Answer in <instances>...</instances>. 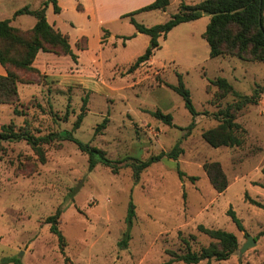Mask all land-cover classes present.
<instances>
[{
    "label": "rangeland",
    "instance_id": "obj_1",
    "mask_svg": "<svg viewBox=\"0 0 264 264\" xmlns=\"http://www.w3.org/2000/svg\"><path fill=\"white\" fill-rule=\"evenodd\" d=\"M46 1H6L0 20L11 17L6 20L14 27L31 29L36 18L14 17L13 11L37 10ZM57 1L61 12L56 14L50 4L47 18L69 37L77 61L40 52L34 64L39 74L17 70L18 103L0 104V130L13 124L36 136H59L44 146V161L25 141L0 149V264H164L171 260L169 252H199L213 242L199 230L201 225L234 234L239 248L226 261L199 264H264V95L237 115L246 130L243 146L213 148L203 138L218 126L216 114L236 101L232 94L220 97L212 82L226 78L236 92L252 96L258 86L264 88V62L229 54L211 58L202 38L211 17L204 15L161 38L151 61L129 72L151 43L130 18L114 15L115 6L127 0ZM180 4L172 0L166 11L134 18L146 27L164 24ZM87 40L88 49L82 50ZM178 75L199 113L195 118L170 87L178 86ZM158 111L172 115L173 125L157 119ZM193 122L189 134L186 128ZM70 134L114 161H146L176 145L183 154L177 161L153 164L137 182L127 165L131 160L121 163L119 171L103 164L90 171L88 155L67 139ZM212 162L220 163L227 176L223 193L213 188L204 170ZM178 170L186 175L183 181ZM131 202L136 216L130 225ZM59 209L64 248L47 223ZM230 209L244 231L232 221ZM126 234L131 238L124 248L120 243ZM249 237L256 245L241 253Z\"/></svg>",
    "mask_w": 264,
    "mask_h": 264
},
{
    "label": "trees",
    "instance_id": "obj_2",
    "mask_svg": "<svg viewBox=\"0 0 264 264\" xmlns=\"http://www.w3.org/2000/svg\"><path fill=\"white\" fill-rule=\"evenodd\" d=\"M50 4H53L56 14L61 12L57 0H47L40 9L31 10L29 7H24L15 13L14 17L19 15L34 16L36 24L33 29L22 30L13 27L10 20L0 21V64L6 70V75H0V104L15 105L18 103V84L21 80L17 70L39 74L40 71L34 67V63L40 52L72 56L73 60L77 61V56L71 49L69 37L52 26L47 19L46 12ZM169 5L170 0H155L148 6L122 16V18H130V22L136 30L150 37L151 43L146 52L137 58L134 65L129 69V72L137 70L141 65L151 60L155 51L160 48L159 40L161 38L166 40L168 34L179 25L197 21L204 15L211 17L206 32L203 34V38L209 44L211 58H218L229 54L247 61L264 62V0L262 6L261 0H202L192 4L181 2L178 12L172 15L166 23L152 27L139 24L134 18L136 14L143 12L166 11ZM260 14H262L263 30L259 22ZM77 46H80V44L77 43ZM83 46L85 47L82 50L88 49V40L87 44ZM178 77V86L170 87L182 97L186 109L195 118L199 113L193 105L191 93L183 83L182 75H178ZM212 85L218 88L220 97L232 94L236 98V101L216 114V119L219 122L218 126L204 132L203 138L213 148L241 147L245 142L246 130L236 122L237 115L249 105H258L264 95V88L258 86L252 96H247L236 92L226 78H218L212 82ZM87 102L88 98H85L83 111ZM15 113L19 114L20 112L15 109ZM154 115L165 124L173 125L172 115L163 114L160 111ZM83 119L84 112L78 117L74 130L80 127ZM194 127L195 122L186 128L189 134ZM58 138L59 136L56 134L36 136L26 129L17 130L13 124L4 125L0 130V149L4 143L25 141L31 146L36 155L44 161V146L55 142ZM67 139L74 142L80 151L88 155L90 171L98 164H103L114 171H119L121 163L131 160L132 162L127 165L133 168L134 177L137 182L140 180L142 172L153 164L160 163L165 158L177 161L183 154V149L179 145H176L171 151L153 155L146 161L132 158L114 161L109 159L104 151L81 142L72 134ZM204 170L211 185L217 192L223 193L227 190L229 186L228 179L220 163H207L204 166ZM178 173L180 179L183 181L186 175L180 170H178ZM189 179L191 181L197 180L195 177H190ZM250 201L254 205L261 206L255 200ZM61 214L62 211L59 209L55 215L47 219V223L51 225V232L58 236L60 245L64 248L65 239L59 229ZM228 214L237 228L240 231H244V226L233 209H230ZM135 216V206L131 202L127 217V222L130 225ZM199 230L213 240L208 247L202 248L199 252H193L188 249L182 255L176 252H169L171 260L164 264H173L180 261L185 264H199L203 261L210 263L212 260L226 261L239 248L238 239L232 233L208 229L202 225L199 226ZM130 238L131 236L126 234L120 246L126 248ZM16 264L21 263L16 262Z\"/></svg>",
    "mask_w": 264,
    "mask_h": 264
},
{
    "label": "crops",
    "instance_id": "obj_3",
    "mask_svg": "<svg viewBox=\"0 0 264 264\" xmlns=\"http://www.w3.org/2000/svg\"><path fill=\"white\" fill-rule=\"evenodd\" d=\"M6 1H10V0H0V11L5 7V4H6ZM155 0H127L124 4H122V6H120L119 8L117 7V6H115V9H114V15L116 16V18H119V19H121L122 18V16H124L125 14H128V13H131V11L132 12H134V11H136V10H139V9H141V8H143V7H145V6H148V5H150V4H152L153 2H154ZM172 0H170V2H171ZM180 1V3L181 2H185V3H188V4H192L193 2L194 3H198V2H200V1H194V0H179ZM202 1V0H201ZM110 3H111V1H110ZM15 12L16 11H13V15L15 14ZM12 15V16H13ZM11 18V17H10ZM10 18H6V19H10ZM6 19H3V20H6ZM12 19H13V17H12ZM48 19V18H47ZM202 19H204V18H201L200 20H202ZM14 20V19H13ZM210 20H211V18H210ZM210 20H207L208 22H207V26L209 25V23H210ZM0 21H2V20H0ZM198 21V20H197ZM194 22H196V21H192V22H188V23H183V24H181V25H179L178 27H176V28H179L180 26H182V25H185V24H190V23H194ZM36 24V23H35ZM11 25H12V23H11ZM52 25V24H51ZM13 26V25H12ZM35 26V25H34ZM52 26H54L56 29L58 28L57 27V25H56V23L54 22L53 23V25ZM14 27V26H13ZM15 28H18V27H15ZM34 27H32L31 29H33ZM175 28V29H176ZM18 29H22V28H18ZM206 29H207V27H206ZM22 30H30V29H22ZM174 30V29H173ZM172 32V31H171ZM170 32V33H171ZM205 32H206V30H205ZM204 32V33H205ZM169 33V34H170ZM203 33V34H204ZM168 34V35H169ZM203 34H202V38H203ZM168 37V36H167ZM204 39V38H203ZM205 40V39H204ZM206 41V40H205ZM207 42V41H206ZM208 46H209V44H208ZM210 48V47H209ZM151 61V60H150ZM149 61V62H150ZM36 62V61H35ZM35 64V63H34ZM35 67V66H34ZM0 75H6V70H5V68L0 64Z\"/></svg>",
    "mask_w": 264,
    "mask_h": 264
},
{
    "label": "water",
    "instance_id": "obj_4",
    "mask_svg": "<svg viewBox=\"0 0 264 264\" xmlns=\"http://www.w3.org/2000/svg\"><path fill=\"white\" fill-rule=\"evenodd\" d=\"M262 2L263 0H261V6H262ZM259 22H260V26L261 29L263 30V25H262V14H260L259 16ZM256 245V242L253 238L249 237L248 241L246 242V244L243 246L241 253H244L245 251H247L248 249L254 247Z\"/></svg>",
    "mask_w": 264,
    "mask_h": 264
}]
</instances>
